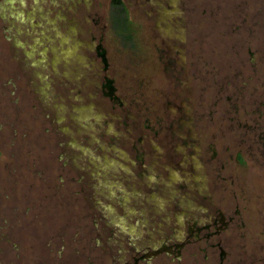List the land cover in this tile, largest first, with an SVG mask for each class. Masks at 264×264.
<instances>
[{"label":"rangeland","instance_id":"rangeland-1","mask_svg":"<svg viewBox=\"0 0 264 264\" xmlns=\"http://www.w3.org/2000/svg\"><path fill=\"white\" fill-rule=\"evenodd\" d=\"M110 1L0 0V264H264V0Z\"/></svg>","mask_w":264,"mask_h":264},{"label":"trees","instance_id":"trees-1","mask_svg":"<svg viewBox=\"0 0 264 264\" xmlns=\"http://www.w3.org/2000/svg\"><path fill=\"white\" fill-rule=\"evenodd\" d=\"M109 21L110 27L117 34L120 43L127 48L136 49L137 43L132 29L129 9L124 0L110 1ZM238 157L242 161L241 155H238Z\"/></svg>","mask_w":264,"mask_h":264},{"label":"flooded vegetation","instance_id":"flooded-vegetation-1","mask_svg":"<svg viewBox=\"0 0 264 264\" xmlns=\"http://www.w3.org/2000/svg\"><path fill=\"white\" fill-rule=\"evenodd\" d=\"M259 25H260V24H259ZM254 30H256V27H254ZM263 35H264V33L262 32V35H260V36L263 37ZM231 58H232V57H231ZM231 58H230V59H231ZM233 58H234V57H233ZM233 58H232V59H233Z\"/></svg>","mask_w":264,"mask_h":264}]
</instances>
